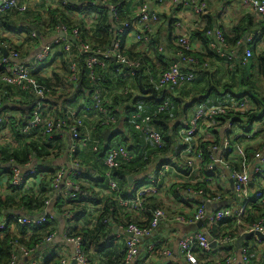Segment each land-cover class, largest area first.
Wrapping results in <instances>:
<instances>
[{
    "label": "built area",
    "instance_id": "built-area-1",
    "mask_svg": "<svg viewBox=\"0 0 264 264\" xmlns=\"http://www.w3.org/2000/svg\"><path fill=\"white\" fill-rule=\"evenodd\" d=\"M125 1L132 14L127 20L121 21L119 4L110 0H44L46 6L42 8V17L45 27L50 23L49 12L58 8L85 21V29L89 30L99 19V14L93 8H107L110 26L115 32V38L107 49L91 47L83 39L78 27L69 29L63 24L56 28L58 35L54 33L53 38L43 41L31 58H25L27 48L24 45H36L29 41L37 39L35 27L28 29V32L19 30V33H27L26 39L30 43H22L24 38L18 41L4 38L0 44V84L13 86L34 97L32 101H24L0 92V143L17 145L18 141L30 142L39 136L49 139L57 136L67 142L62 157L39 161L30 155L22 165H17L13 159L0 163V196L3 197L12 192L10 188L16 191L30 189L49 174V171H54L45 206L39 216L25 212L4 215L0 218V237L14 230L16 226L30 230L32 227L44 225L53 221L56 215L64 223L63 233L57 235L56 230L52 231L34 248L12 241L8 264H17L19 257L31 256L39 246L50 244L57 237L62 238L64 244L71 245V260L74 264H95L86 255L85 248L88 243L84 242L81 234L74 232L78 224H75L74 215L67 205L68 201L75 200L78 186L84 184L82 171L85 166L78 158V153L86 148L102 154L101 161L105 168L102 177L97 178V183L91 189L98 192L100 183L106 185L108 191L117 194L116 203L123 215L133 213L140 218L134 221L130 219L126 225L118 224V231L121 232H116V242L121 243L122 234H132L124 240V264H151L162 259L169 261L173 256H179L187 264H264V219L252 223L243 220L252 205L264 203V141L260 145L264 112L256 114L249 122L247 117L239 116L253 109L254 103L251 101L231 98L224 104L195 105L167 135L156 128L153 116L136 111L130 113L132 128L142 135L145 145L162 147L168 136L175 142V147L166 158L156 160L153 169L141 174L140 186L133 189L130 195H118L119 183L113 177V169L119 166L120 161H130L136 156L122 145L115 142L107 144L105 140L101 141L93 136V128L85 124V119H91L100 127H105L116 124L117 118L105 107L101 89H93L89 101L81 95L74 96L82 69L87 71L89 81L94 82L96 70L105 69L110 59H113L126 69V72L121 67L116 69L126 80L136 70L141 69L147 84L156 90L179 88L185 82H192L200 68L210 69L208 61L201 63L192 54L195 52L192 32L197 26L191 24L192 17L203 18L211 13L210 0ZM39 2L0 0V18L11 13L16 17L30 10L35 11L37 8L34 5ZM225 2L224 6L228 8L231 5L230 10L234 9L236 14L252 13L264 22V0ZM167 4L171 6L170 11L175 12L171 21V33L179 50L176 51L177 61L154 77L148 63L141 58L132 59L123 53L121 42L128 36L136 43L147 42L155 27L163 23L161 9ZM224 6L219 7V15L229 11ZM197 29L203 30L204 26ZM221 29L218 24L204 32L209 49L229 69L237 58L239 48L243 49L241 60L246 64L252 56L251 46L264 45V30L245 35L235 46H230ZM45 31L48 32V27ZM44 34L47 36V33ZM162 48L160 46L158 50L162 51ZM64 61L69 71L64 80L65 88L53 89L37 85L35 75L49 78L52 71L61 67ZM123 89V94L130 91L127 87ZM67 94L71 98L66 99ZM167 105V101L158 105L156 113L162 112ZM7 106L13 109L6 111ZM24 111L28 113L25 114ZM11 119L16 121V135L11 133ZM174 124L172 122L170 125ZM202 143H207V146L203 148ZM101 147H104L102 152ZM60 158L67 159V163L54 167L53 162ZM174 182L204 184L200 188L179 189L178 201L170 195L179 203L176 208L185 209L182 214L175 208L170 210L163 206V195H169V186ZM154 195L163 199L161 207L150 208L146 205L145 198ZM56 197L65 201L62 215L48 210ZM145 213L149 214L147 224L139 225L138 223L143 222ZM106 220L103 222L106 223ZM228 221L232 222V227L237 228V231H229L216 239L207 234V228H218ZM198 222H202V226L196 231H183L185 227ZM163 225L170 228L167 237L159 232ZM247 233H252L251 237L245 238L240 247H237L238 238ZM171 238H177L176 251L171 248ZM58 258V264H67V257L61 255ZM170 263L165 261V264ZM28 264L38 262L31 260Z\"/></svg>",
    "mask_w": 264,
    "mask_h": 264
},
{
    "label": "trees",
    "instance_id": "trees-1",
    "mask_svg": "<svg viewBox=\"0 0 264 264\" xmlns=\"http://www.w3.org/2000/svg\"><path fill=\"white\" fill-rule=\"evenodd\" d=\"M110 1L119 4L118 13L121 21L127 20L130 17L132 13L131 10L127 9V3L125 0ZM209 7L212 9V6L210 4ZM93 9L99 14V19L98 22L89 30L85 29V21L78 19V17L72 13L63 12L58 8H55L49 12L50 23H48L46 27L45 23L43 22V17H40L35 12H32L33 10L27 11L22 16L17 15L16 17L22 20H33V23L31 24H33L34 27L40 32L47 33V35L52 33L59 24H63L69 29L78 27L81 31L83 39L86 40V42L91 47L107 49L111 46L115 38L114 28L110 26L111 20L109 17V13L107 11V8L102 6H98ZM216 9L214 7L213 11H211V14L209 13L205 15L206 21L204 23V29H196L193 33V37L201 39L202 48L200 52H193L192 54L197 57L201 63H203L204 61H208L209 65L211 60L222 63L221 60L216 56L215 52L209 49L208 41L205 37L204 32L205 30L219 24L218 19H215V15L213 14V12H215L217 16ZM90 11L92 10L90 9ZM5 16L0 18V23H6V21L4 20L15 16V14L11 13L10 15ZM47 27L48 32L45 31ZM221 28L227 43L230 46H235L237 42L241 40L245 35L264 30V22L261 21L260 18H256V16L252 13H243L242 15H238V17H235L231 21V24L229 26H223ZM43 36L46 35L44 34ZM38 38L39 37H37V39H35L33 42L36 43ZM164 38L165 37H162V28L157 26L155 27V31L152 37H150L147 42H142L146 44L144 53H135L131 50H127L124 40L121 42V50L128 57L132 59L141 58L145 63H148L150 61V57L147 56L148 52L154 53L155 58L161 61L160 55L165 49L166 42ZM3 40L4 39H2V41ZM172 42L175 43V40L173 39ZM160 46L163 47L161 49L162 51L158 50ZM175 49L176 51L179 50L178 47H175ZM251 50L252 56L250 57V59H248L246 64H243L241 60L243 49L239 48L237 50V58L233 60V66L230 69H226V71L228 72L226 81L228 82L220 84L224 82L221 77H218L214 73L210 72L209 69L206 70L205 68H200L196 73L195 79L192 82H185L179 88L167 89L168 93L165 94V98L160 101L153 98L133 96V92H136L138 91V89H140L138 88V84L143 88L145 87L144 85H146L145 82H147V79L144 75V72L141 69L136 70L133 76L129 80H126L121 72L116 71V69L120 67L123 68L124 72H126V69H124L121 64L116 63L113 59H110V61L107 63L108 67H106L105 69H97L98 71L96 70V77L94 82L89 81V79L87 78V71L85 69H82L80 80L78 82L79 86H75L76 89L73 94L74 96L81 95L84 97V99H86V101H89V95L91 94L92 90L95 88H99L104 94L103 98L105 107L110 110L112 115H114L117 119H119V117L121 116H125L126 119L128 116L129 119L130 110L140 111L143 114L148 113L149 115L153 116L152 120L156 128L162 134L167 135L175 129V125L182 118L186 117L189 114L192 107L195 106V104L192 103H204V101H206V95L209 91H213L215 93L214 96L221 97L222 90H229L231 91V98L236 100L244 99L246 101H251L254 103L252 104V110H249L243 115H239L240 117H247L249 122L254 119L256 114H261L264 112V92H261L260 87H258L255 80H253V74H251V72H258L260 75H264V51H258L254 44L253 46H251ZM173 63H175V60L171 61V64ZM169 66L170 65L168 64L166 65L165 63H162L159 65L158 69L152 68V65L150 66V68L152 69L153 76L157 77L159 75L158 71H166ZM68 72L69 71L67 70L66 62L64 61L61 64V67H58L52 71V75L49 78L39 77L35 75L36 83L41 87H51L53 89L61 87V89H63L65 88L64 80L66 79V75L68 74ZM199 79L200 81L198 83ZM202 80L203 82H205V84L203 86H200V82ZM112 81L114 82L113 86L105 87L106 84H111ZM130 86L134 91L131 90ZM235 86H244L247 88V91H245L244 93L241 92L239 94H235ZM123 87L129 88L132 93L129 91V93L123 94ZM147 87L151 86L147 85ZM0 92L8 93L12 98H22L24 101H32V99L34 98L30 93H25L13 86L3 84H0ZM53 92H55V90H53ZM54 95H56V93ZM70 96V94H67L65 97L66 99H69L71 98ZM165 101L168 102L166 108L162 112L156 113L157 106L161 105ZM214 104H216V102H214ZM141 106H143V108H141ZM11 109L13 108L9 106L5 107L6 111ZM24 113L27 114L28 112L24 111ZM15 122V119H11V133H14V135L17 134V131L14 127ZM84 122L86 125H88L87 119H85ZM124 122H126V120H124ZM172 122H174L175 124L170 125ZM113 126H115V124L100 127L98 123H93L90 127L93 128V136L98 137L101 141H104L105 130H110ZM19 127H21V122L19 123ZM262 128L263 129H261V133H263V135H261L260 137V141L262 142L260 143V145H262L264 141V126H262ZM128 130L129 131L127 132V135L124 134L122 139H120L117 144L126 147L128 151L132 152L136 156V158L130 161H120L119 166L113 169V177L119 183L118 195L120 196H128L131 194L133 189L138 188L140 186L139 183L141 174L151 166V162H154L161 158H166L175 147V142L172 141L168 136L165 139L162 147L145 145L142 135L133 130L130 121ZM66 145L67 142L64 139L58 138L57 136H54L51 139L43 136L34 137V139L30 142H27L26 140L18 141L17 145L0 143V163H7L10 159H13L17 165H22L28 160V157L30 155L35 157L39 161L62 157L63 153L65 152ZM202 146L203 148L206 147L207 143H202ZM86 149L87 155L86 153L82 152L83 154L79 153L78 156L81 158L82 164L86 166L84 167L82 173L83 179H88L89 184L88 186H78L79 189L75 191V200L68 201L69 203H67V205L70 206V212H72L74 215L75 224L76 222L78 223V219L81 218L82 211L85 212L89 205L98 206L102 204V209L101 211L97 212L98 217L95 220L96 223L93 228H77V226H75L76 228L74 229V232L76 234H81L84 242L86 241L88 243V246L85 248V250L86 255L90 258L92 263L96 262V264H124V240L126 239V236L122 234V239H120L121 243L116 242V239L112 234L113 232L110 229L111 224H109V220L107 221L106 219L111 216V223L118 222V224L126 225L127 223H129L130 219L134 221L133 213H126L124 215L122 214L116 203L117 194H115V192L108 191L106 185L100 183V185L98 186L99 190L105 189V191H107L108 193L102 199L98 198L100 196L98 192H95L91 189V186H95V183H97V178H88V175H90V169L104 171L105 168L101 161L102 154L93 152L91 148ZM103 149L104 147H101L100 152H102ZM0 170H2L1 166ZM48 173L49 174L45 175L42 179L39 180L36 185L30 187V189L28 190L20 189L16 191L15 189L10 188L12 192L9 195L5 197L0 196V218L4 215H11L13 214V212H25L32 214L38 213L43 210L54 171H49ZM129 176L132 177L134 183L129 182ZM75 180L78 181V179ZM202 186H204V184L202 183L190 185L189 183L174 182L169 186V190L171 191V194L174 196L175 200L178 201V199L180 198L179 189L200 188ZM145 200L146 205L150 208L161 207L163 203V199L155 195L147 197L145 198ZM56 203L57 204L55 206V212L59 215H62V213H64L62 209H64L65 201H63V199L59 197ZM180 208L181 207H177V209ZM177 211L181 214L185 213L183 209ZM148 219L149 214L145 213L142 219L143 222L138 224L145 225L147 224ZM261 219H264V203L259 205H252L250 209H248L247 214L243 220L248 223H252ZM104 220H106L107 222L104 223ZM112 220L114 222H112ZM54 221L34 228L32 227L30 230L25 227L16 226L14 230L9 231L1 236L0 264H8L10 262V243L12 241H17L18 243H21L28 248H34V246L40 244L49 233L56 229V220ZM229 231H237V228L232 227L231 221L225 222V224H221L218 228H207V234H209V236L214 239L224 235ZM57 259L58 257L56 255L50 254L46 257L43 263L57 264Z\"/></svg>",
    "mask_w": 264,
    "mask_h": 264
},
{
    "label": "crops",
    "instance_id": "crops-1",
    "mask_svg": "<svg viewBox=\"0 0 264 264\" xmlns=\"http://www.w3.org/2000/svg\"><path fill=\"white\" fill-rule=\"evenodd\" d=\"M36 2H39V3H36L34 5L35 8H37V10L32 11V12H35L37 15H39L41 17L42 16V11H43L42 8L44 6H46V3H44V0H36ZM224 3H226V2L225 1H220V0H210V5L212 6V9L210 8V12L213 11L214 7H215V9L217 8L216 11H218L220 6H224ZM228 8H229V11L225 12L222 15H219L218 12H217V16H216L215 12H213V14L215 15L214 18L218 19V22L221 25V27L229 26L231 24V21L235 17H238V14L235 13L234 9H233V11L230 10V8H232L231 5H229ZM228 8H227V6H224L225 10H227ZM170 10H171V6L169 4H167L166 6H164L161 9V16H162V19H163V23L161 25H158L159 27L162 28V37H165L164 39L166 40L164 52L160 55L161 56V61L155 58L154 53H151V52L147 53V56L150 57V58L148 57L149 60H150L148 62V64L150 66L152 65V68H154V69H158L159 65L162 64V63L163 64L165 63L166 65L167 64L171 65V61L172 60H175V62L177 61V55H176V49H175L176 46H175L174 42H172L173 39H172L171 25H170V23H171V21L173 19V15H174L175 12H174V10H172V11H170ZM17 18L18 17L12 16L11 18H7V19L4 20V21H6V23H0V44L2 42V39H4V38L12 39V40H15V41H18V40L24 38L22 43L28 41V39H26L27 33H23V34L19 33V32L18 33H12V31L16 30L15 27H19L20 30L25 31V32H28L27 31L28 29L29 30L30 29L31 30L34 29V25L31 24V23H33V20L29 19L28 21H24V20H22L20 18H18V19ZM205 21H206L205 17H203V18L192 17L191 24L194 27L197 26V28H201L202 25L204 26ZM197 28H193L192 35H193L194 31ZM57 31H58V29L57 30L55 29L53 31V33H50L47 36H43L44 33L40 32L37 29V37H39L38 40H37L38 43L36 42L35 46L30 45V44L24 45L25 48H27V55L25 56V58L26 59L27 58H31V56L36 52L38 46L43 41H45L46 39L53 38L54 37V33L58 35ZM29 41L33 42L32 39H30ZM29 41H28V43H30ZM124 41H125V46H126L127 50H131V51H133L135 53H138V52H143L144 53L145 52L144 51L145 50V45H146L145 43H136L132 39V37H130V36L125 38ZM261 47H262L261 45H257L256 49L257 48L259 49ZM201 48H202L201 39L194 37V39H193V49L195 50V52H200ZM210 65H211L210 69H209L210 72L214 73L218 77H227L228 72L226 71V69H228V68H227V66H225V64L220 63L218 61L211 60ZM224 72H226L225 73L226 75L224 74ZM158 73L161 74L162 72L158 71ZM222 74H224V76ZM251 74H254V72L253 73L251 72ZM200 79L198 80V83H199ZM109 84L110 83L106 84L105 87L106 86L107 87L113 86L114 82L112 81L110 86H109ZM145 84L146 85H144L145 86L144 88H141L139 86V84H138V88H140V89H138V91H136V92H133L134 93L133 96H136V97H141L142 96V97H145V98H151L150 94L144 95L143 92H142V90L149 89V88L154 90L155 95L157 97H160L162 95L163 90H156L153 87H147V85H148L147 82H145ZM204 84H205V82H203V80H202L200 82V86H203ZM130 88H131V86H130ZM131 90L134 91L132 88H131ZM131 90H130V92L132 93ZM164 91H165V93H164L163 99L165 98V94L168 93V91L166 89H164ZM236 91H238V93H241V92L244 93L245 91H247V88L246 87L244 88V86H235L234 87V92H236ZM230 93H231V91H229V90H225V91L222 90L221 91L222 96L219 97V96H214L215 93L213 91L212 92L209 91L208 94L206 95V102L209 103L208 105L224 104V103L227 102V100L231 99V96H230L231 94ZM153 99H156V98H153ZM158 101H160V100H158ZM206 102H204V103H206ZM214 102H216V104H214ZM192 104L198 105L197 102H194ZM141 108H143V106H141ZM132 112H134V111L130 110L129 114L132 113ZM136 112L142 113L140 111H136ZM146 114H148V113H146ZM122 115H125V114H122ZM124 120H126V122H124ZM87 121H88V126L89 127L94 123L91 119H87ZM128 127H129L128 116H127V119L125 118V116L124 117L123 116L119 117V119H117V121H116L115 126L111 127L112 129H110V130L108 129L109 133H108V135L106 137L104 136V140L107 143H113V142L118 143L120 141V139H122L124 134L127 135V132L129 131ZM104 134H105V132H104ZM86 151H87V149H81V151L79 153L83 154V153H86ZM86 155H87V153H86ZM78 158L81 159L79 156H78ZM155 162L156 161H154V162L152 161L151 162V166L148 167L143 172H149L150 169H153V167L155 165ZM66 163H67V159L60 158L59 160L53 162V165H54V167H61L62 165L66 164ZM38 164H40V162ZM90 171H89L90 175H88L89 179L90 178L96 179V178L102 177V174L104 173V171H98V170H93V169H90ZM96 171H98V172H96ZM97 173H98V175H97ZM83 182H84L83 185H87L88 186V184H87L88 179L83 180ZM129 182L130 183H134V180L131 179ZM98 193L100 194V196L98 197L99 199H102L104 196H106L108 194L107 191H105V189H101L100 191H98ZM168 194L169 195H167V193H165L163 195L164 196V200H165L164 203H163L164 208H167V209H170V210H173V208H175V210L183 209L185 211V209L183 207H181L180 209L176 208V206L179 205V203L174 201L172 199V197H170V195H172L170 190L168 191ZM165 195H167L168 197L165 196ZM57 201H58V197H56L53 200V202L51 203V206L48 207L49 212H55V206L57 204L56 203ZM101 205L102 204H100L98 206H93V205L90 206L89 205V207L87 208V210L85 212L82 211L81 218L78 219V223L76 222L78 224V227H81V228H86V227L93 228L95 223H96L95 220L98 217L97 216L98 215L97 212L101 211V209H102ZM119 210L122 212V210L120 208H119ZM41 211L38 212V213H32V214L35 215V216H39ZM133 216H134V219H140L135 214H133ZM54 220H56V224H55L56 233H57V235H60L61 233H63V229H64L63 220L57 215H56ZM108 220H109V224H111L110 225V229L113 232L112 234L114 236L116 235V232H121L120 230L118 231V222L117 223H111V221H110L111 220V216H109L107 218V221ZM112 222H114V221L112 220ZM54 223H55V221H54ZM115 228H117V230H115ZM159 232L162 234V236L167 237L170 234V228L168 226L163 225V226L160 227V231ZM124 235L126 236V238H129L126 234H124ZM61 237H62V235H61ZM171 248L173 249V251L177 250V238L176 239L175 238H171ZM91 249H93V248H91ZM93 250H95V249H93ZM140 251H141V249H140ZM50 254L51 255L54 254L57 257L61 256V255H62V257H67L68 258L67 264H73V262L71 260V256H72L71 245L64 244L62 238H60V237H57L50 244H43V245L39 246L34 251V253L31 256H29V257H19L18 261H17V264H28L31 260H36L38 262V264H44L43 261ZM57 261L59 262V258L57 259ZM165 261H166V263L172 262L170 264H187L179 256H173L172 258L169 259V261L165 260V259H162L160 261H157L156 264H165ZM94 263L96 264V262H94Z\"/></svg>",
    "mask_w": 264,
    "mask_h": 264
},
{
    "label": "water",
    "instance_id": "water-1",
    "mask_svg": "<svg viewBox=\"0 0 264 264\" xmlns=\"http://www.w3.org/2000/svg\"><path fill=\"white\" fill-rule=\"evenodd\" d=\"M4 56H6V53H5V52H4ZM140 87L143 88L141 85H140ZM142 92H143L144 95H146V94H150V97H151V98H156L157 100H162L163 97H164V93H165V91L163 90L162 95H161L160 97H157V96L155 95L154 90H152V89H150V88H149V89L142 90ZM108 133H109V130H108V129L105 130V134H104V136L106 137V136L108 135ZM131 179H132V177L129 176V180H131ZM201 226H202V222H198L197 224H193V225H189L188 227H185V228H184V231H185V232L196 231V230H197L198 228H200ZM115 230H117V228H115ZM125 234H126L128 237H131V236H132L131 233H125ZM251 235H252V233H247V234H245V235L239 237L238 240H237V247H240L241 242H242L245 238L251 237ZM213 245H214V244H213ZM73 264H74V262H73Z\"/></svg>",
    "mask_w": 264,
    "mask_h": 264
},
{
    "label": "rangeland",
    "instance_id": "rangeland-1",
    "mask_svg": "<svg viewBox=\"0 0 264 264\" xmlns=\"http://www.w3.org/2000/svg\"><path fill=\"white\" fill-rule=\"evenodd\" d=\"M15 31H12V33H18L19 32V30H20V28L19 27H15ZM257 50L258 51H264V46H262L261 48H257ZM224 74H225V72H224ZM224 74H222L223 76H224ZM226 75V74H225ZM223 80H224V82L223 83H220V84H224V83H226V82H228V81H226L227 80V78L226 77H221ZM253 80H255V82H256V85L258 86V87H260V89H261V92H264V75H260L258 72H254V74H253ZM111 85V84H110ZM109 85V86H110ZM245 88V87H244ZM235 94H239L238 93V91H236V92H234ZM231 94V93H230ZM231 96V95H230ZM204 102H206V101H204ZM206 103H208V102H206ZM257 143V142H256ZM253 144H255V143H253ZM252 144V145H253ZM251 146V145H250ZM165 196H167V195H165ZM164 197V196H163ZM168 197V196H167Z\"/></svg>",
    "mask_w": 264,
    "mask_h": 264
}]
</instances>
